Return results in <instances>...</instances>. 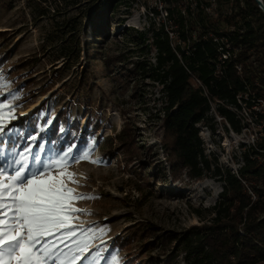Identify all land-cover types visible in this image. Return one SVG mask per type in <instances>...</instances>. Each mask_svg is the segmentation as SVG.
<instances>
[{
    "label": "rangeland",
    "instance_id": "obj_1",
    "mask_svg": "<svg viewBox=\"0 0 264 264\" xmlns=\"http://www.w3.org/2000/svg\"><path fill=\"white\" fill-rule=\"evenodd\" d=\"M95 1L55 4L16 0L13 8L0 9V74L7 85L0 88V98L11 93L19 96L12 105L15 118L5 127L11 141L5 137L0 148L7 153L14 142L17 153L29 148L43 159L72 145L74 155L89 153L88 159L71 163L65 172L74 176L65 175L64 180L75 192L95 197L74 200L72 206L90 213L77 214L76 224L104 229L103 234L90 233L93 238L83 254L95 256L96 264H108L112 257H117L118 264H128L131 258L137 263L157 259L155 264H186L181 254L175 256L170 249L145 245L138 239H130L126 249L112 248L117 238H130L132 229L139 225H150L165 234L209 219L212 215L208 210L221 191V182L212 175L191 180L182 171L178 178L171 176L156 116L162 105L161 86L149 78V72L135 69L137 62L153 63L156 52L151 48L141 53L143 43L131 42L139 32L150 37L152 29L163 25L175 43L177 27L165 13L171 5L160 0H127L112 16L108 35L99 36L87 19ZM188 3L190 0H178L174 9L183 10ZM213 3V15L218 17L233 7L232 0ZM48 8L49 13L42 14ZM72 17L77 20L74 39L80 52L78 57L65 59L57 48L65 34L59 27ZM219 25L225 28L223 22ZM211 106L209 125L198 123L205 154L212 168L236 171L242 164V150L264 135V119L257 113L264 109L260 106L255 111L238 112L243 128L237 133L217 113L215 104ZM61 109L69 123L77 121L78 134L87 128L85 141L77 138L60 145L41 136ZM32 117L36 118L33 128H18ZM126 123L132 126L137 145L128 164L122 146L114 139ZM67 127L60 125L59 130L65 134ZM31 136L37 139L33 141ZM24 155L31 163V155ZM77 264H83V259Z\"/></svg>",
    "mask_w": 264,
    "mask_h": 264
},
{
    "label": "trees",
    "instance_id": "obj_2",
    "mask_svg": "<svg viewBox=\"0 0 264 264\" xmlns=\"http://www.w3.org/2000/svg\"><path fill=\"white\" fill-rule=\"evenodd\" d=\"M15 1L0 0V9L13 8ZM39 1L57 4L65 0ZM160 1L171 5L166 9L167 16L177 27V39L173 43L163 25L152 29L150 37L139 32L131 42L143 43L141 53L151 48L156 52L153 63L140 61L135 69L143 74L149 72V78L161 86L162 105L156 116L171 176L178 178L182 171L191 180L212 175L221 182V191L208 210L212 215L209 219L165 234H159L150 225H139L132 229L130 238L129 235L117 238L112 248L126 249L133 238L145 245L158 244L170 249L175 256L181 254L186 264H264V135L246 145L242 164L232 171L228 167H211L198 126V123L209 125L214 103L222 119L240 133L243 124L238 112L264 99V11L256 0H232L231 11L218 17L206 10L213 0H193L192 6L188 3L183 10L174 9L178 0ZM126 4L127 0H96L92 13L87 15L94 33L107 36L109 24L114 23L112 16ZM48 10L44 9L42 14L49 13ZM174 10L178 13L176 18ZM220 22L225 28L220 27ZM61 24L59 29L65 34L57 45L59 56L78 57L80 49L74 39L76 18H68ZM146 39L149 41L144 44ZM223 53L228 54L226 59H221ZM258 115L264 119V114ZM35 121L32 117L18 128L27 131ZM60 125L68 126L65 134L59 130ZM78 132L77 121L69 123L66 111L61 109L41 136L60 145L77 138L85 141L87 128ZM114 139L122 146L128 164L137 150L132 126L126 123ZM128 260V264L157 262V259L141 263L135 258Z\"/></svg>",
    "mask_w": 264,
    "mask_h": 264
},
{
    "label": "snow or ice",
    "instance_id": "obj_3",
    "mask_svg": "<svg viewBox=\"0 0 264 264\" xmlns=\"http://www.w3.org/2000/svg\"><path fill=\"white\" fill-rule=\"evenodd\" d=\"M3 87L7 85L0 74ZM18 99L15 93L0 98V144L5 137L11 141L5 127L15 118L12 105ZM30 138L35 141L37 136ZM12 143L7 153L0 148V264H77L81 259L83 264H96L95 256L83 254L90 247V233L103 234L104 229L76 224L77 214L90 213L72 206L74 200L95 197L75 192L64 180L65 175L74 176L65 172L71 163L88 159L89 153L74 155L72 145L43 159L29 148L17 153ZM24 153L31 155V163ZM108 264H118L117 257Z\"/></svg>",
    "mask_w": 264,
    "mask_h": 264
},
{
    "label": "built area",
    "instance_id": "obj_4",
    "mask_svg": "<svg viewBox=\"0 0 264 264\" xmlns=\"http://www.w3.org/2000/svg\"><path fill=\"white\" fill-rule=\"evenodd\" d=\"M190 4L192 5L193 3H194V1L193 0H190ZM214 0L211 2V5L210 6H208L207 8H206V10L208 11V12H213L212 11V9H213V5H214ZM165 13H166V16H167V10L165 11ZM226 47L228 48L229 47V45L228 44H226ZM227 56H228V54L227 53H223L222 54V56H221V59H226L227 58ZM237 68L240 70L241 69V65L240 64H238L237 65ZM260 106H262L263 107V109H264V99H259L258 100V102L257 103H255L249 110L251 111V110H257V107H260ZM245 109H247V108H245ZM244 108L242 109V110H245ZM259 112H257L258 114L259 113H263L264 114V110L263 111H260V110H258Z\"/></svg>",
    "mask_w": 264,
    "mask_h": 264
},
{
    "label": "water",
    "instance_id": "obj_5",
    "mask_svg": "<svg viewBox=\"0 0 264 264\" xmlns=\"http://www.w3.org/2000/svg\"><path fill=\"white\" fill-rule=\"evenodd\" d=\"M258 3V6L264 11V3L262 0H256Z\"/></svg>",
    "mask_w": 264,
    "mask_h": 264
}]
</instances>
